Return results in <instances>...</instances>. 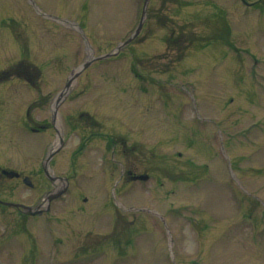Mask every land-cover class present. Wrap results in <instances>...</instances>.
I'll use <instances>...</instances> for the list:
<instances>
[{"label":"rangeland","instance_id":"1","mask_svg":"<svg viewBox=\"0 0 264 264\" xmlns=\"http://www.w3.org/2000/svg\"><path fill=\"white\" fill-rule=\"evenodd\" d=\"M144 1L0 0V73L21 72L0 82V164L30 173L51 137L28 136L38 132L26 126L27 108L55 100L82 64L116 52L138 28ZM171 35L181 40L177 52L166 42ZM182 52L185 58H176ZM167 78L182 85H166ZM62 98L58 116L53 102L32 108V127L54 117L57 134L79 115L88 125L91 114L118 142L115 159L135 160L151 178L116 187L118 164L114 207L105 208L108 166L95 173L89 164L58 169L56 162L70 184L95 191L94 204L69 201L52 212L51 229L43 217L0 207V264H264V0L250 7L241 0H151L134 43L114 59L95 60ZM68 144L73 150L78 140ZM4 184L14 186L6 198L32 202L21 180ZM100 204L103 213L89 216ZM144 206L165 214L170 235L158 217L129 212ZM112 211L114 225L109 216L92 222ZM113 231V245L93 243Z\"/></svg>","mask_w":264,"mask_h":264}]
</instances>
